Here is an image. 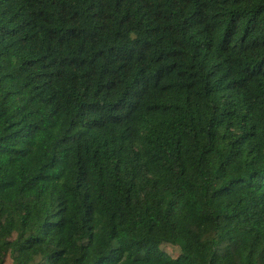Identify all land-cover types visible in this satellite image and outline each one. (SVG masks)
Returning <instances> with one entry per match:
<instances>
[{
	"label": "trees",
	"instance_id": "16d2710c",
	"mask_svg": "<svg viewBox=\"0 0 264 264\" xmlns=\"http://www.w3.org/2000/svg\"><path fill=\"white\" fill-rule=\"evenodd\" d=\"M0 264H264V0H0Z\"/></svg>",
	"mask_w": 264,
	"mask_h": 264
}]
</instances>
